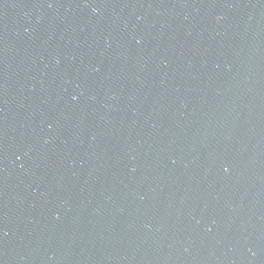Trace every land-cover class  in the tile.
<instances>
[{
	"label": "water",
	"instance_id": "obj_1",
	"mask_svg": "<svg viewBox=\"0 0 264 264\" xmlns=\"http://www.w3.org/2000/svg\"><path fill=\"white\" fill-rule=\"evenodd\" d=\"M0 264H264V0H0Z\"/></svg>",
	"mask_w": 264,
	"mask_h": 264
}]
</instances>
